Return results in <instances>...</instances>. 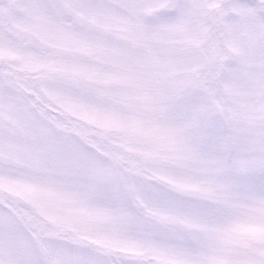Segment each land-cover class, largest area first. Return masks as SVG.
I'll return each instance as SVG.
<instances>
[{"label": "snow or ice", "instance_id": "1", "mask_svg": "<svg viewBox=\"0 0 264 264\" xmlns=\"http://www.w3.org/2000/svg\"><path fill=\"white\" fill-rule=\"evenodd\" d=\"M0 264H264V0H0Z\"/></svg>", "mask_w": 264, "mask_h": 264}]
</instances>
